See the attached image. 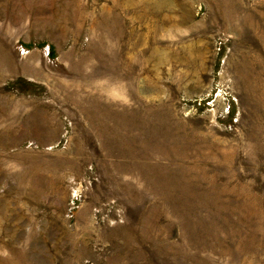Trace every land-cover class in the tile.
<instances>
[{
  "label": "rangeland",
  "instance_id": "374dc122",
  "mask_svg": "<svg viewBox=\"0 0 264 264\" xmlns=\"http://www.w3.org/2000/svg\"><path fill=\"white\" fill-rule=\"evenodd\" d=\"M0 264H264V0H0Z\"/></svg>",
  "mask_w": 264,
  "mask_h": 264
}]
</instances>
